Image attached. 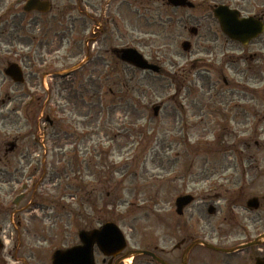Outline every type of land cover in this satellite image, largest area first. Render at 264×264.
<instances>
[{
	"label": "rangeland",
	"instance_id": "obj_1",
	"mask_svg": "<svg viewBox=\"0 0 264 264\" xmlns=\"http://www.w3.org/2000/svg\"><path fill=\"white\" fill-rule=\"evenodd\" d=\"M56 1L37 17H10L15 0L0 5V53L24 73L15 84L0 65V231L46 237L77 217L107 215L120 229L135 225L149 240L162 236L160 245L171 249L174 201L188 193L195 199L185 211L194 225L181 230L202 238L211 229L209 241L226 248L252 240L262 214L237 206L236 227L223 225V216L232 218L229 203L264 200V94L253 58L258 53L264 61V33L244 47L222 34L210 43L217 47L208 48L199 35L188 52L180 42L205 16L203 1L241 6L248 15L264 0H191L196 8L186 11L166 0H92L95 57L69 76L76 61L65 60L59 48L68 32L57 24ZM203 21L215 29L211 12ZM200 33L207 34L205 25ZM31 47L50 54L45 61L58 75H34L39 60ZM123 47H136L163 70L156 75L122 63L112 51ZM220 52L223 70L210 65ZM179 66L195 67L179 76ZM47 116L61 123L50 127ZM12 141L15 149L6 154ZM210 205L221 212L210 215ZM224 231L226 239L215 238Z\"/></svg>",
	"mask_w": 264,
	"mask_h": 264
},
{
	"label": "flooded vegetation",
	"instance_id": "obj_2",
	"mask_svg": "<svg viewBox=\"0 0 264 264\" xmlns=\"http://www.w3.org/2000/svg\"><path fill=\"white\" fill-rule=\"evenodd\" d=\"M26 1L27 0H18L15 6L11 7L12 12L11 14L9 13V16L12 18L22 15L37 17V15H47V13L51 11L50 10L47 13H42L37 9L25 11L23 6ZM42 1L44 0H39V2ZM2 2L3 0L0 2V5ZM199 6H202L200 11L203 12L205 16L201 15V17L196 20L195 23L197 27L191 26L187 28L189 36L187 35V39H183L180 42L181 48L183 47V44L186 43L190 50L192 48L190 39L195 37L197 38L198 35L202 41L207 44L208 48L217 47V45H211L210 43L219 42L218 40L220 34H222L223 40L241 46L240 43L231 39L229 40L223 33H221L218 23L213 17L212 9L214 6L210 5L209 1H203ZM54 8L55 14H57V17L55 16L57 24L61 29H63L61 32H68L67 34L62 35V42L59 48L65 50V60L81 61L85 57L86 61L83 62L79 68L72 70L70 74L75 72H77V74L81 73L84 65L89 60H94V51L97 48L96 44L98 40L94 35V30H91L90 28L96 20L95 6L92 0H57ZM172 8L185 11L195 10L194 8L189 9L188 7ZM235 8L240 10L241 14L249 13L241 6H239V8ZM208 11L211 12L212 19L217 23L215 24L214 30H212V25L211 27H208V22L203 21L204 18L208 16ZM253 12L254 13L252 15L254 18L260 22L262 21L264 26V4L258 6V8H254ZM79 16L84 17L80 25L78 24ZM37 21L38 19L35 18L32 23L37 24ZM203 25L206 26L207 34L205 35L200 33ZM80 26L82 28L81 31ZM262 33H264V27ZM71 34H73V36H71ZM261 37L262 34L252 39L250 44L254 41L262 40ZM64 41H66L65 45ZM30 52L39 60L37 64L38 69L34 71V75L38 76L41 73L43 78H50V76L54 77L55 72L50 71L51 65H48V62L45 61V56L49 57L50 54H45L44 51H36L33 47L30 48ZM219 54H221L220 59L217 60L216 58V60H214V58H212L210 61L213 63L210 65L214 66L215 64L223 70V67H226V64L222 62V60H224L223 54L221 52ZM260 57L261 56L258 53L253 56L255 59L254 61L257 64L255 72L259 74V79L256 82L258 84V91L260 94H264V61L261 62ZM10 62V56H4L0 53V65L4 67L3 70ZM41 67L46 68V70H40ZM194 67L195 66L187 68L179 66L176 69V73L179 76H186V74L189 73V70ZM223 82L224 85H226L227 79L223 78ZM52 85V90L55 89L56 91L57 88L55 84L52 83ZM262 116L264 118V115ZM53 117L55 118L54 120H49V118H47V120H49L50 126L55 127L56 125L54 122L60 121L56 119V116ZM256 202L257 206L250 209L247 208L246 202L229 203V213L232 218L229 220L227 219L229 215L223 216L224 222H227L223 225L227 226L230 224L234 227L238 226V224L234 222L236 218V215H233L234 210L236 212H238L240 208L245 211L250 210L252 212L262 214V216H258V221L261 225L259 224L258 228L256 227V229H254V231H258L254 233V237L259 236L260 233L264 232V200H258ZM237 206H240V208H237ZM219 207L220 206L215 207L214 205H210L207 207V211L209 213V208H211L212 211L211 214H209L215 215L216 213L221 212V208ZM187 208L188 207H185L178 215L175 213V219L170 225L173 231V239L176 240L171 249H166L164 245H160L159 241L163 240L162 236L156 235L155 240L151 238V240H149L145 237V235H141L138 232L135 225L121 229L124 245L119 248L118 246L121 244V240L117 236L114 229L110 227L106 233L99 231L103 225L110 222L114 223V221L107 218V215H99L77 217L74 220L75 225L66 224L63 226L61 231L55 234H50L46 237L42 235H21L19 233L14 234V236H8L3 233L4 230L2 232L0 231V264H264V243H260V245L256 246L242 247L239 248V250L229 253L210 249L209 247L198 244L186 253L184 261L183 253L186 251L190 243L196 240L212 241L214 238V236H212L213 234L211 229L202 230V238L195 237L193 229L181 230V224H184L185 227H193L194 225L191 221V213L188 214L185 211ZM199 211H201L200 208ZM185 217L187 218L184 219ZM179 220H181V222H179ZM205 220H207V218L200 219V221H204L203 225H206L207 223ZM10 225L13 227L14 223ZM70 227L71 229H68ZM241 228H243V226H241ZM240 230L242 233L246 232L245 229ZM181 231H184L185 234L181 235ZM225 232L226 231L222 232L215 238L220 241L226 239L227 236ZM220 243H218V245ZM242 243L244 242H240L234 246L238 247ZM196 247H201L203 250L199 252H192ZM143 250L155 255L161 261L156 260L149 254H135L136 251ZM57 251L62 254V257L58 258L54 263V255Z\"/></svg>",
	"mask_w": 264,
	"mask_h": 264
},
{
	"label": "water",
	"instance_id": "obj_3",
	"mask_svg": "<svg viewBox=\"0 0 264 264\" xmlns=\"http://www.w3.org/2000/svg\"><path fill=\"white\" fill-rule=\"evenodd\" d=\"M33 1V0H31ZM169 4H172L173 6H186L192 7L193 4L187 0H168ZM40 7L42 6V10L44 12H47L49 9V2L46 3H39ZM40 8L38 4L34 6L25 7V9H31V8ZM214 17L217 19V22L220 25V29L222 32H224L229 38L242 42L243 44H247L248 41H250L252 38L256 37L257 35L262 33V22H259L258 20H255L252 16L250 17H239V12L237 10L228 8L225 5H218L214 9ZM184 49L188 50V47L184 45ZM119 58H121L122 61H126L133 67H137L143 71L150 70L154 73H157L159 71V67L157 65L150 64L146 58L142 57L141 54L138 53V51L134 48H124L119 50ZM5 74H8L12 81L15 83L23 82V73H21V69L16 64H11L5 71ZM160 105L154 106V116L158 115ZM13 147V145L10 146V149ZM193 200V197L191 195H183L176 199L175 206H177V213L180 214L182 209L190 204ZM258 199L256 197L249 198L247 201V206L249 207H256ZM211 212V210H210ZM116 230L117 234H120L119 230L114 224H110ZM109 227V224L104 226L102 228L103 232L106 231V228ZM118 236V235H117ZM263 238V239H262ZM264 240V234L261 235L257 240L251 241L250 243L246 244L245 246L255 245L259 244ZM197 243V242H196ZM196 243H193L190 245L189 248L193 247ZM139 254H150L153 258L158 260L155 256H153L151 253H148L146 251L143 252H137ZM58 257H60V254H58ZM57 257V258H58ZM160 261V260H159Z\"/></svg>",
	"mask_w": 264,
	"mask_h": 264
},
{
	"label": "trees",
	"instance_id": "obj_4",
	"mask_svg": "<svg viewBox=\"0 0 264 264\" xmlns=\"http://www.w3.org/2000/svg\"><path fill=\"white\" fill-rule=\"evenodd\" d=\"M117 83H118L119 85H120V84L123 85V81L118 80ZM120 89H121V88H120Z\"/></svg>",
	"mask_w": 264,
	"mask_h": 264
}]
</instances>
